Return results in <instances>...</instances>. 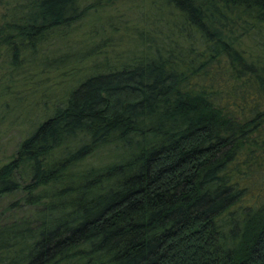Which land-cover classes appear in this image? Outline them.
I'll return each instance as SVG.
<instances>
[{
  "label": "trees",
  "instance_id": "16d2710c",
  "mask_svg": "<svg viewBox=\"0 0 264 264\" xmlns=\"http://www.w3.org/2000/svg\"><path fill=\"white\" fill-rule=\"evenodd\" d=\"M152 5L126 61L91 65L0 166V199L32 210L0 220V264H264V0ZM83 15L0 0L6 81L57 71L40 51Z\"/></svg>",
  "mask_w": 264,
  "mask_h": 264
},
{
  "label": "rangeland",
  "instance_id": "374dc122",
  "mask_svg": "<svg viewBox=\"0 0 264 264\" xmlns=\"http://www.w3.org/2000/svg\"><path fill=\"white\" fill-rule=\"evenodd\" d=\"M79 6L84 10L82 19L61 42L50 43L40 51L44 59L46 56L47 60L53 58V63L59 66L57 71H47L33 77L27 80L28 85L23 88L20 81L27 74L22 70L16 71L12 77L14 81L8 83L3 70L6 65L4 56L0 53V166L16 152L21 141L52 114L55 106L82 79L84 72V76L88 74L91 65L102 66L107 61L110 66L117 67L126 61L123 59L128 57L131 48L136 47L138 33L146 26L143 22L147 20V14L151 16L154 9L152 0H118L113 3L79 0ZM77 56L83 59L81 64H63L75 61ZM37 84L52 90L38 89L37 93H41L36 96L26 91L28 88L34 90ZM3 85L9 87L7 92L16 91V100L10 95L2 97ZM22 200L23 194L20 192L1 198L0 220L30 213L31 208L24 206Z\"/></svg>",
  "mask_w": 264,
  "mask_h": 264
}]
</instances>
